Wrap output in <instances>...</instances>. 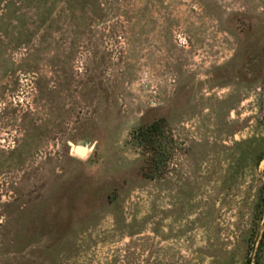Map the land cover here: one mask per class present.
<instances>
[{"label":"rangeland","instance_id":"374dc122","mask_svg":"<svg viewBox=\"0 0 264 264\" xmlns=\"http://www.w3.org/2000/svg\"><path fill=\"white\" fill-rule=\"evenodd\" d=\"M158 119L151 178L133 134ZM249 256L264 264V0H0V264Z\"/></svg>","mask_w":264,"mask_h":264},{"label":"trees","instance_id":"16d2710c","mask_svg":"<svg viewBox=\"0 0 264 264\" xmlns=\"http://www.w3.org/2000/svg\"><path fill=\"white\" fill-rule=\"evenodd\" d=\"M167 127L165 119H158L150 125L140 127L133 134L134 140L144 147L150 156L149 171L145 173L148 177L155 178L166 166L171 147ZM247 264H252L251 256L248 257Z\"/></svg>","mask_w":264,"mask_h":264},{"label":"water","instance_id":"95a60500","mask_svg":"<svg viewBox=\"0 0 264 264\" xmlns=\"http://www.w3.org/2000/svg\"><path fill=\"white\" fill-rule=\"evenodd\" d=\"M77 152L80 153V154H84V153H86V149H84L82 147H78L77 148Z\"/></svg>","mask_w":264,"mask_h":264}]
</instances>
